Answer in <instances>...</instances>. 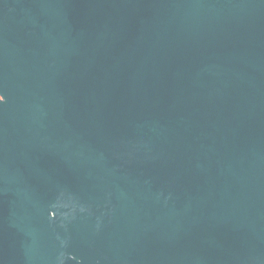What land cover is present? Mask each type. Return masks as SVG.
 <instances>
[{
	"label": "water",
	"instance_id": "water-1",
	"mask_svg": "<svg viewBox=\"0 0 264 264\" xmlns=\"http://www.w3.org/2000/svg\"><path fill=\"white\" fill-rule=\"evenodd\" d=\"M264 264V0H0V264Z\"/></svg>",
	"mask_w": 264,
	"mask_h": 264
},
{
	"label": "clouds",
	"instance_id": "clouds-1",
	"mask_svg": "<svg viewBox=\"0 0 264 264\" xmlns=\"http://www.w3.org/2000/svg\"><path fill=\"white\" fill-rule=\"evenodd\" d=\"M59 264H64L63 257L60 258Z\"/></svg>",
	"mask_w": 264,
	"mask_h": 264
}]
</instances>
